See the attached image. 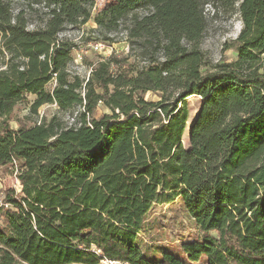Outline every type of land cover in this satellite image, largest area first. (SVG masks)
<instances>
[{"label":"trees","instance_id":"1","mask_svg":"<svg viewBox=\"0 0 264 264\" xmlns=\"http://www.w3.org/2000/svg\"><path fill=\"white\" fill-rule=\"evenodd\" d=\"M37 1L0 0V169L22 187L0 206V264H264V0H113L95 17L96 0ZM204 1L238 9L235 62L202 50ZM91 20L108 33L128 21L148 64L112 54L73 76L59 35ZM29 96V116L14 118ZM100 104L111 114L93 117ZM46 105L83 110L74 126L25 123ZM176 201L202 238L150 259L139 235Z\"/></svg>","mask_w":264,"mask_h":264},{"label":"rangeland","instance_id":"2","mask_svg":"<svg viewBox=\"0 0 264 264\" xmlns=\"http://www.w3.org/2000/svg\"><path fill=\"white\" fill-rule=\"evenodd\" d=\"M16 10L33 6L39 8L37 0H9ZM204 1V10L207 18V28L201 44L202 50L214 63H231L238 59L235 50L236 39L242 29V22L238 9L232 13L225 11L215 12L214 7ZM114 3L113 0H96L93 10V17L106 10ZM149 12V8H141L136 14L143 16ZM35 18V15L31 17ZM130 18V17H129ZM122 25L117 31L108 33L104 30H98L97 25L91 20L82 26L67 25L60 33L62 40L73 44V61L69 64V71L73 76H80L83 80L88 79L91 73L92 65L102 60L108 59L112 54L129 57L131 61L137 60L140 66H146L147 59L141 56V51L132 43L127 36V26ZM35 26V25H34ZM33 29V27H32ZM106 38L112 41L104 42ZM101 43L103 48H92V45ZM264 58V55H263ZM207 69H204L205 72ZM147 99L157 100L158 96L148 94ZM34 100L33 96L28 97V102L20 105L14 114V118H24L30 114V103ZM202 99L200 97H190L186 101L190 118L184 143L189 141L190 128L199 115ZM83 110L81 107H74L69 110H60L56 105H46L40 108L38 115H33L25 123L32 124L40 122L42 119L50 120L57 116L68 126L78 124V117ZM111 112L102 104L93 113V117L101 118ZM17 128V124L13 123ZM16 176L10 171L0 169V206L4 201L6 190L14 189L17 193L21 189ZM202 238L201 230L196 226L194 220L189 216L183 204L176 201L170 205L156 206L148 216L144 230L139 235L140 246L143 253L150 259L160 257L162 252H171L180 255V246L185 242H191ZM106 264V263H105ZM119 264V263H117Z\"/></svg>","mask_w":264,"mask_h":264},{"label":"built area","instance_id":"3","mask_svg":"<svg viewBox=\"0 0 264 264\" xmlns=\"http://www.w3.org/2000/svg\"><path fill=\"white\" fill-rule=\"evenodd\" d=\"M93 49L96 48V49H100V48H103V45L101 43H97L96 45H92L91 46ZM264 66V65H263ZM19 182V181H18ZM19 186H20V183H19ZM22 188V187H21ZM21 191V189L18 190V193ZM106 264H117V262H106ZM121 264V263H119Z\"/></svg>","mask_w":264,"mask_h":264}]
</instances>
